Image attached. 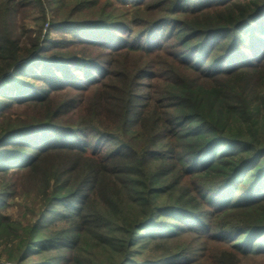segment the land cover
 I'll list each match as a JSON object with an SVG mask.
<instances>
[{
  "label": "trees",
  "instance_id": "16d2710c",
  "mask_svg": "<svg viewBox=\"0 0 264 264\" xmlns=\"http://www.w3.org/2000/svg\"><path fill=\"white\" fill-rule=\"evenodd\" d=\"M118 2L0 0L7 258L264 255V0ZM23 196L27 224L2 212Z\"/></svg>",
  "mask_w": 264,
  "mask_h": 264
},
{
  "label": "rangeland",
  "instance_id": "374dc122",
  "mask_svg": "<svg viewBox=\"0 0 264 264\" xmlns=\"http://www.w3.org/2000/svg\"><path fill=\"white\" fill-rule=\"evenodd\" d=\"M66 3L68 0H65ZM79 0H74V2H78ZM102 1H107V0H102ZM114 4L115 7L122 9L124 11L125 8L120 6V3L118 0H109ZM129 12L133 10L132 8H128ZM47 17H50V13H46ZM131 14H129V17L131 19ZM46 29V26L43 27ZM43 29V33L45 32ZM47 38L49 41H54L58 42L61 41L63 36L69 37L66 33L64 34L62 31H49L47 33ZM35 206H37V203L31 199V197H16L12 198L9 201H7V206L6 208L2 211L5 216H8L11 220L14 221H19L24 224L31 223L36 219V209ZM4 243L0 242V264H17L15 260H10L7 258V255L5 254L4 251ZM243 264H264V255L258 256V257H253V258H248L242 260Z\"/></svg>",
  "mask_w": 264,
  "mask_h": 264
}]
</instances>
